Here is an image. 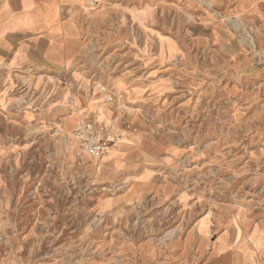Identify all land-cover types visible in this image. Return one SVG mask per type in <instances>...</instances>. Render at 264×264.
<instances>
[{
	"label": "rangeland",
	"instance_id": "1",
	"mask_svg": "<svg viewBox=\"0 0 264 264\" xmlns=\"http://www.w3.org/2000/svg\"><path fill=\"white\" fill-rule=\"evenodd\" d=\"M86 8L60 75L0 67V264H264V16Z\"/></svg>",
	"mask_w": 264,
	"mask_h": 264
},
{
	"label": "crops",
	"instance_id": "2",
	"mask_svg": "<svg viewBox=\"0 0 264 264\" xmlns=\"http://www.w3.org/2000/svg\"><path fill=\"white\" fill-rule=\"evenodd\" d=\"M94 1L0 0V67L39 69L45 77L60 75L81 49L79 16ZM132 1L147 6L166 3V22H175L177 27L186 21L193 26L198 22L211 24L218 21V16H240L245 20L264 16V0ZM134 17L138 22L158 20L157 16ZM214 32L212 37L217 35Z\"/></svg>",
	"mask_w": 264,
	"mask_h": 264
},
{
	"label": "built area",
	"instance_id": "3",
	"mask_svg": "<svg viewBox=\"0 0 264 264\" xmlns=\"http://www.w3.org/2000/svg\"><path fill=\"white\" fill-rule=\"evenodd\" d=\"M107 100H112L111 93H107ZM73 136L81 149L93 159L105 154L116 137L112 134V127L105 126L96 117L87 114L77 120Z\"/></svg>",
	"mask_w": 264,
	"mask_h": 264
}]
</instances>
